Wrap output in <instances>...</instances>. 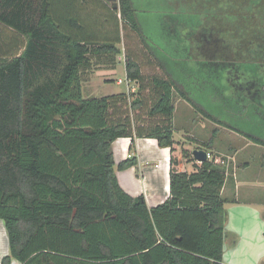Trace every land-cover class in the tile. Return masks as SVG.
<instances>
[{"label": "trees", "instance_id": "trees-1", "mask_svg": "<svg viewBox=\"0 0 264 264\" xmlns=\"http://www.w3.org/2000/svg\"><path fill=\"white\" fill-rule=\"evenodd\" d=\"M54 1L0 0V24L26 39L13 55H0V221L9 245L1 264H226L230 201L222 196L224 165L215 159L196 164L193 172L180 171V161L172 156L170 196L152 208L144 196L126 193L116 175L117 169L138 166L136 138L156 139L172 154L182 145L173 117L177 94L191 103L184 87L162 76L148 86L141 65L126 57L127 79L139 86L130 107L140 111L149 103L146 97H153L147 113L156 124L148 130L134 129L129 116L119 113L136 92L84 97L82 70L92 66V57L120 54L116 17L146 43L134 1L119 0L114 9L106 0H89L92 6L67 0L66 17L54 13ZM199 1L214 12L206 18L217 23L194 42L209 68L242 67L249 52L261 53L264 64V0ZM96 7L109 11L106 22L116 23L114 39L94 37L97 32L88 28L85 15L91 19L95 12L98 19ZM233 17L247 19L253 30L233 29ZM254 31L255 37L243 38ZM233 41L239 42L237 48ZM254 83L258 88L247 94L249 100L244 97L248 102L241 101L249 107L264 101V80ZM218 123L264 146V140ZM120 138L132 139L134 154L116 168L112 145ZM213 143H205L204 150ZM181 150L184 160L195 162L191 150Z\"/></svg>", "mask_w": 264, "mask_h": 264}, {"label": "rangeland", "instance_id": "rangeland-1", "mask_svg": "<svg viewBox=\"0 0 264 264\" xmlns=\"http://www.w3.org/2000/svg\"><path fill=\"white\" fill-rule=\"evenodd\" d=\"M133 1L135 8H137L136 16L139 30L146 39V43L151 47L150 50L154 57H152L151 51L140 34L128 26L119 15L116 17V22L119 25L122 41L118 46L120 54L102 56L101 58L92 57V66L82 70L85 98H101L116 93L132 92V89L127 92L125 61L128 55L141 65L142 74L150 83L148 86H152L151 80L154 77H171L180 87H184L182 90L191 98V103H189L180 95H176V111L173 117L175 133L177 134L175 138L178 140L179 137L186 141L185 145L188 150L205 149L204 144L214 140L211 149H208L212 156L209 160L216 159V164L224 165L228 179L232 178L230 177L232 173L240 170L238 177H236L238 189L236 191L233 189V193L228 197L230 201L227 206L228 219L230 218V209H232L231 218H233L232 224L234 225H237L235 218H259L258 224L262 225L261 231L264 233V146L257 145L244 135L218 123H226L242 133L264 140V101L261 99V102L258 103L259 107H249L247 103L241 102L247 101L244 97L249 100L247 94L252 92L254 88H258L254 83L256 79L264 80V64L260 62L258 55L261 53L249 52L250 56L245 55L249 53H245L243 55L245 58L241 55L243 59L248 60L247 64L242 67L226 69L220 67V70L216 66L209 68L205 63L206 61L200 58L201 50L197 49L194 42L200 35L205 34L206 28H211L217 24L212 19L206 18V14L209 16L214 13L209 9L210 7H204L199 0ZM54 2L53 11L55 14L57 12L58 15L66 17L70 13L67 0H55ZM108 3L110 7L113 6V3ZM96 8H98L96 10L101 11L98 13L100 14L98 19L95 12H91V19L90 15H85L88 16V28L93 35L94 32L98 33H95L94 37L99 35V38L114 39L116 36L114 24L116 23L113 24L112 20L106 22L108 10ZM112 14L110 12L109 15ZM233 18L232 21H229V26L233 29L253 30L251 26L247 25L249 22L247 19L244 18V22H242L237 17ZM99 21L101 22L99 23ZM222 26L224 28L223 23ZM245 32L249 34L247 30ZM176 33L180 35L178 42L176 41ZM255 36L256 31L252 36L244 35L243 38L250 39ZM185 39L186 43L184 42ZM230 39L233 38L230 36ZM180 40L182 43H179ZM103 42L105 41L100 40L99 43ZM25 43L24 37L18 36L14 31L0 24V55L11 56L16 53V47H22ZM238 44L239 42L233 41L235 48L238 47ZM252 49L253 47L250 51ZM254 60L258 63H254ZM221 71L223 72L220 74ZM92 78L97 79L90 83L94 80ZM106 78H113L115 82L104 80ZM120 79L124 81L121 84L118 83ZM130 84L135 85L131 81ZM138 90L139 88H137ZM261 90L264 92V87ZM90 91H93V97H90ZM137 91L131 98L128 97L126 102H122L118 108L119 113L122 117L129 116L134 129L143 126L144 129L148 130L156 124L155 119L150 118L147 113L153 97H146L149 103L140 111H136L130 107L129 102L133 98L135 99ZM145 94H147L146 91ZM201 109L218 122L206 118L201 113ZM217 129L218 135H215L214 132ZM181 149L182 147H176L178 158L181 156ZM236 201L241 203L239 204L240 207H246L243 204L247 203L251 206L234 210L238 207L233 205L238 204ZM248 208L259 210L258 217L254 214L256 211ZM248 225L251 226V221ZM0 238H2L0 239L1 259L7 252V243L4 237ZM259 249L264 250V245H261ZM8 253L9 248L7 255ZM13 264L19 263L14 261Z\"/></svg>", "mask_w": 264, "mask_h": 264}, {"label": "crops", "instance_id": "crops-1", "mask_svg": "<svg viewBox=\"0 0 264 264\" xmlns=\"http://www.w3.org/2000/svg\"><path fill=\"white\" fill-rule=\"evenodd\" d=\"M73 1H74V5L76 4L78 5L79 2H83V0L80 1L72 0V2ZM85 1L89 2V0H85ZM90 5L92 6V3ZM92 79L94 80H92L90 83L95 82L97 78H92ZM104 80L115 82V79L113 78H106ZM138 87L139 86L137 83H135L134 86L133 84L129 83L127 92L128 91L130 92V89H132V92H136ZM84 89L85 87L83 86V94H84ZM116 94H121V93H116ZM90 95H91L90 97L94 96L93 91H90ZM176 136L177 134L175 133V137ZM177 141L182 144L180 148L184 147L185 149H187L185 145L186 141L182 140V138L179 137ZM131 144H132L131 138H120L113 143L112 148L114 152L116 168L122 162L130 159L132 154H134L130 150ZM135 145H136V155L138 157V163H139L138 166L124 170L117 169L116 175L119 185L126 193H128L132 197L144 196L150 208L163 204L170 196V170H171L172 156H175L180 161L178 168L180 171L193 172L195 170L194 166L196 164H199L197 161L188 162L187 160H184L182 158V155L178 158L176 156L177 150L172 154L170 148L160 147L158 141L153 138H147V137L136 138ZM190 150L193 151L194 149H190ZM182 160L184 161L183 163ZM239 173L240 170L236 173H232V175L230 176L232 177L231 179H228L229 177L227 176L228 178L223 188L222 196L228 201H229L228 197L233 193V189L235 191L238 189V185L236 183V177H238ZM236 203L238 202L236 201ZM239 204L241 203L233 204L236 205V207L238 206L237 208H234V210L251 206V204L247 203V204H243L246 207H240ZM248 209H252L256 211L257 214L256 212H254V214L256 217H258L260 212L259 210H255L253 208H248ZM231 211L232 209H230V218L228 219V224L226 227L227 237L224 247L225 263L226 264H264V250L259 249L261 245H264V233L263 231H261L262 225L258 224L260 222V219L235 218L237 225H234L232 224L233 218H231ZM250 221H251V226L248 225ZM228 232L230 233V235ZM0 237H4L7 243L6 251L8 252L9 245L7 241V234L4 223L2 221H0ZM236 239L238 241L237 243H234ZM7 252L5 253V255H7ZM2 259L3 258L0 259V264Z\"/></svg>", "mask_w": 264, "mask_h": 264}, {"label": "water", "instance_id": "water-1", "mask_svg": "<svg viewBox=\"0 0 264 264\" xmlns=\"http://www.w3.org/2000/svg\"><path fill=\"white\" fill-rule=\"evenodd\" d=\"M106 1L113 3L114 9H118L119 7L118 0H106ZM192 155L194 160L197 161L198 163H204L209 161V153L204 149H194L192 151Z\"/></svg>", "mask_w": 264, "mask_h": 264}, {"label": "built area", "instance_id": "built-area-1", "mask_svg": "<svg viewBox=\"0 0 264 264\" xmlns=\"http://www.w3.org/2000/svg\"><path fill=\"white\" fill-rule=\"evenodd\" d=\"M127 81V84H129L130 83V81L127 79L126 80ZM124 81L123 80H119V84H121V83H123ZM212 156H211V154H209V159L211 158ZM223 164H224V162H223Z\"/></svg>", "mask_w": 264, "mask_h": 264}]
</instances>
